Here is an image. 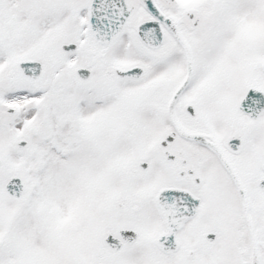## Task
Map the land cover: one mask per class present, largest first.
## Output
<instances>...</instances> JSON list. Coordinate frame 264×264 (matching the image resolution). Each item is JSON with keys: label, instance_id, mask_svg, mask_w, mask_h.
Returning <instances> with one entry per match:
<instances>
[{"label": "snow or ice", "instance_id": "1", "mask_svg": "<svg viewBox=\"0 0 264 264\" xmlns=\"http://www.w3.org/2000/svg\"><path fill=\"white\" fill-rule=\"evenodd\" d=\"M0 264H264V0H0Z\"/></svg>", "mask_w": 264, "mask_h": 264}]
</instances>
